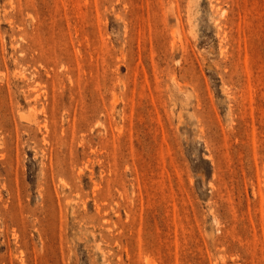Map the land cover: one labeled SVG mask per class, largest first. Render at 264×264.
<instances>
[{"label": "rangeland", "instance_id": "obj_1", "mask_svg": "<svg viewBox=\"0 0 264 264\" xmlns=\"http://www.w3.org/2000/svg\"><path fill=\"white\" fill-rule=\"evenodd\" d=\"M0 264H264V0H0Z\"/></svg>", "mask_w": 264, "mask_h": 264}]
</instances>
